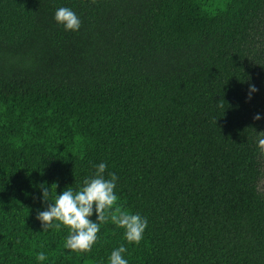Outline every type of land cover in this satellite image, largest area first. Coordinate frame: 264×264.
I'll return each instance as SVG.
<instances>
[{
    "label": "trees",
    "instance_id": "16d2710c",
    "mask_svg": "<svg viewBox=\"0 0 264 264\" xmlns=\"http://www.w3.org/2000/svg\"><path fill=\"white\" fill-rule=\"evenodd\" d=\"M261 131L264 0H0V264H110L121 245L128 264H264ZM101 163L144 239L109 220L68 250L40 186L54 202Z\"/></svg>",
    "mask_w": 264,
    "mask_h": 264
},
{
    "label": "clouds",
    "instance_id": "9594fccd",
    "mask_svg": "<svg viewBox=\"0 0 264 264\" xmlns=\"http://www.w3.org/2000/svg\"><path fill=\"white\" fill-rule=\"evenodd\" d=\"M54 19L64 27L65 31L76 32L82 26L78 15L68 7L58 8ZM256 91L258 89L250 85L248 98L251 99V94ZM220 106L223 107V103ZM253 119L260 120L261 116L257 114ZM257 140L260 151L264 153V131L257 134ZM106 168V164H99L93 176L83 180V187L79 190L68 187L59 195L55 191L54 202L50 199L53 197L51 188L40 186L43 201L50 203L45 211L38 212L36 219L41 222L43 231L49 229L58 231L62 225L66 226L69 234L64 247L68 250L79 253L90 252L99 239L100 226L108 223L109 220L125 230L124 235L128 243L139 245L144 239L147 219L139 213L133 214L119 206V196L115 191L118 177L115 173H109L110 178L106 179L104 175ZM53 185L56 190L57 185ZM93 212L97 217L95 222L90 219ZM126 252L127 248L123 245L113 250L109 257L110 264H128L123 256ZM37 259L44 261L47 257L44 253H40Z\"/></svg>",
    "mask_w": 264,
    "mask_h": 264
}]
</instances>
